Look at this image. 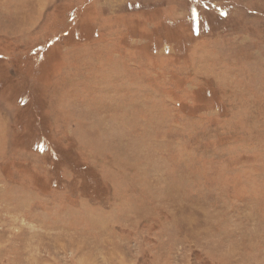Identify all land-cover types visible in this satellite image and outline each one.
<instances>
[{
	"label": "rangeland",
	"instance_id": "rangeland-1",
	"mask_svg": "<svg viewBox=\"0 0 264 264\" xmlns=\"http://www.w3.org/2000/svg\"><path fill=\"white\" fill-rule=\"evenodd\" d=\"M0 264H264V0H0Z\"/></svg>",
	"mask_w": 264,
	"mask_h": 264
},
{
	"label": "crops",
	"instance_id": "crops-1",
	"mask_svg": "<svg viewBox=\"0 0 264 264\" xmlns=\"http://www.w3.org/2000/svg\"><path fill=\"white\" fill-rule=\"evenodd\" d=\"M54 31H52L51 33H49V35H48V37L50 38L51 36H53L52 35V33H53ZM46 43V42H45ZM41 45H43V44H40L39 46H34V47H32V48H30L27 44H25V43H22V45H21V47H20V52L22 53V54H27V53H29V56H30V60L28 61V64H29V68L30 67H32V65L33 64H37L36 62L35 63H33V61L37 58V57H43L44 56V54H42V53H40L41 52V50L43 49V47L41 46ZM42 48V49H41ZM3 58H4V55L2 56ZM9 59L10 60H12V61H15L16 62V64H17V66H18V71H21L22 70V66H21V64L20 63H17V61L19 60V58H18V56H14V57H9ZM38 65V64H37ZM25 71V70H24ZM38 71H39V69H38ZM57 70L56 69H54V70H51V71H49L50 73L49 74H47V76H42L43 77V79H45V78H48V80H47V83L50 81L49 79H52L54 76H55V72H56ZM37 72V71H36ZM28 72H24V75L22 76V79L23 78H27L29 75L27 74ZM34 77V76H33ZM39 78V77H38ZM54 80V79H53ZM24 81V80H23ZM38 81V80H37ZM12 85H19L17 88H15V90H17V92H15V93H19V97H15V99H14V97H13V93L11 92V91H5L7 94H8V97L7 98H5L6 100H7V102L9 101L10 102V105H9V108H11L12 109V111H13V114H14V116H19V115H22V111H24V109L26 108V105L28 104L27 102H24L25 100H29V102H31V107L32 108H29V109H26V112H29V114H31V118L29 119V120H27V119H24L23 121H21V119H20V123H18V126L20 127V126H22V138L18 141V143H17V145L15 144V149H17L18 150V152H26V150L27 149H29V148H26L28 145L30 146L31 145V141L33 140H35V138L36 137H39L38 136V132H37V129H39L40 130V132H42L43 134H42V136L40 137V138H42V140L43 141H47L46 143H48L49 144V146L50 145H53V148H57L58 149V152H59V146L60 147H62L64 150H67L66 152L67 153H69V154H71L72 155V157L74 158V160L78 163V165H79V162H78V158L80 157V158H82L81 156H77L74 152H72V151H68V147H67V149L66 148H64V143L66 142V140H67V138H65L64 136H62V134H58L59 135V137H57V135H53V134H51V131H53L52 130V123H53V121H54V115L56 114V113H54L53 114V111L51 110V108H48L47 109V113H45V111L43 110V104H44V101L41 99V97L39 96V95H36V96H32V94H31V97L29 98L28 97V95L24 98V100H20L19 98L21 97L20 96V92H19V90H20V88H24L25 87V84L23 85V86H20V84H19V81L18 80H16L14 83H11V86ZM44 87H47V85L46 86H44ZM8 89H10V88H8ZM28 90V89H27ZM21 91V90H20ZM31 93V92H30ZM41 100L43 101V103L41 104ZM22 102H24V104L22 103ZM21 105H25V106H21ZM58 105V104H57ZM81 109L78 111V113H77V111H75V113L77 114V115H79V116H81L80 117V119L82 120V122L85 124V120H84V118H85V116H84V112H83V107H81V106H79ZM57 108L59 109V113H60V115H61V108L60 107H58L57 106ZM34 109H36V110H34ZM66 109V108H65ZM68 111L70 110V111H72V112H74V110H71V109H67ZM47 116H48V120H47ZM68 116L69 115H67L66 116V118H68ZM83 116H84V118H83ZM40 117H43V119H41ZM27 121H31V122H33V123H35L36 125H38L41 121L43 122V124L45 125L46 123H49V124H46V128L47 129H45V128H36L35 129V131L28 137V138H25V136H27V127H26V122ZM68 136V139H69V137L71 136V135H67ZM59 142H61V143H59ZM43 146V145H42ZM32 148V147H31ZM49 152V149H47V153ZM64 155L63 156H66V153H63ZM55 156V155H54ZM54 156H53V160H54V162H56V161H60V160H62V161H60L61 163H60V166H62V165H65L64 164V161H68L65 157H63L62 159L61 158H59V159H54ZM62 157V156H61ZM57 165V164H56ZM64 167H67V166H64Z\"/></svg>",
	"mask_w": 264,
	"mask_h": 264
},
{
	"label": "trees",
	"instance_id": "trees-1",
	"mask_svg": "<svg viewBox=\"0 0 264 264\" xmlns=\"http://www.w3.org/2000/svg\"><path fill=\"white\" fill-rule=\"evenodd\" d=\"M17 92V91H16ZM15 94H17V93H15ZM20 96H21V99L22 100H24V95H22V94H20ZM34 110H36V109H34ZM23 126V125H22ZM22 126H20V127H22ZM26 127H27V132L29 133V127H31V128H34L35 127V129L38 127V125H36L35 123H33V122H31V121H27L26 122ZM27 133V134H28ZM39 139V140H38ZM42 140V138H40V137H36L35 138V140L33 141H31V145H30V148L32 147L33 149H35V147L36 146H39L40 144H42V143H40V141ZM17 142V141H16ZM18 143V142H17Z\"/></svg>",
	"mask_w": 264,
	"mask_h": 264
}]
</instances>
